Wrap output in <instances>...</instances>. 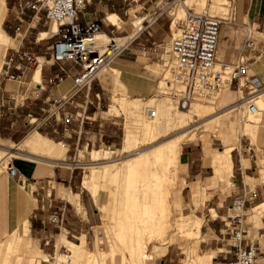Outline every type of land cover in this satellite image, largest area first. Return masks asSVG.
<instances>
[{"label":"crops","instance_id":"1","mask_svg":"<svg viewBox=\"0 0 264 264\" xmlns=\"http://www.w3.org/2000/svg\"><path fill=\"white\" fill-rule=\"evenodd\" d=\"M142 1L144 10L139 14L144 12L150 18L138 17V15L133 18H142L143 22L145 20L142 25L146 27L148 33L139 34L138 32L135 35L132 33L130 23L132 17L127 18L124 14V0H90L85 9L80 12L79 21L82 24L100 22L101 34L107 37L127 36V39L135 37L134 43L142 40L143 36L146 38L143 41L147 44L168 37L173 31V24L178 12L177 7L176 10H173L174 6H177L176 2L172 3L170 0ZM18 3V0H5V10L4 12L0 10V27L13 40V45L0 44V68L3 60L14 53V49L33 52L37 57V63L23 83L6 80L0 76V137L9 145L10 143L16 144L15 140L22 143L32 134L40 133L44 143L48 144L49 148L44 150L43 147H39L34 151L38 155H42L40 160H29L25 157L11 160L9 167L16 169V174H12L9 167L0 173V243L9 238L14 231L22 230L25 234L28 229L26 234L31 245L32 255L36 256L45 250L49 251L48 254H50L54 240L60 236H65L66 241L71 244L80 243L82 238H85L87 243L98 213V210L92 208L95 198L87 189L91 198L83 190L80 193H74L58 187V191L55 193L53 192L54 188H50L48 183L51 182V179H55L58 184L69 183V188H72L71 183L74 181L75 169L77 168L76 165L71 167L72 164L67 163V153L72 147L85 153L97 146L117 143L115 141L118 140L119 135L115 132L116 128L110 123L106 124L102 116L105 90L112 87V97L141 100L143 98H131V95L151 96L156 90L158 78L147 69L146 57L140 51L133 49L134 43L132 42L131 46L110 62L109 66L113 65L112 67L107 66L104 72L99 73L97 80H100L103 86L102 90L94 87L96 80L91 90L83 89L73 97V104L79 106L83 105L87 99L92 101V104L85 107L84 118L74 120L69 124L59 123L54 126L46 124L35 129L28 124V113H33L35 117L41 118L43 116L42 109L48 107V102L52 97L61 98L71 95L75 90L73 77L80 72V67L71 62L65 63V68L70 76L57 85L49 83V79L60 72V64H54L51 60V48L55 38L48 39V36L45 39L40 38L41 33L47 32V27L43 22L37 27L30 25L34 15L33 10H27L23 18L24 22L20 23L16 16ZM177 4L183 5L187 10L190 8L184 2ZM195 4L203 6L202 11L204 10V12L210 11L212 8H217V11L222 8L229 10L227 15L217 14V16L226 19L220 31L217 51L219 61L233 62L241 55L246 27L250 28L256 35L258 49L264 51V0H198ZM191 9L194 10V8ZM110 15L118 16L119 26L108 20ZM40 16L42 20L45 19L44 12ZM19 25L20 30H17ZM150 37L154 40H151ZM39 66H41V81L35 82L34 75ZM12 71L16 72L14 69ZM250 75L257 76L264 86V62L260 60L252 62ZM239 90L241 89L230 88L232 100L239 97ZM241 91L248 92L247 89ZM262 94L264 95V93ZM21 99L24 100V106L16 107L17 102ZM262 100L264 103V96ZM68 110L73 113L82 112V108H75L72 105H68ZM107 114L110 113L107 112ZM233 114L235 111L224 118L222 136L219 137L223 142L222 148L232 144L236 147L238 145L237 123L231 119ZM1 132H4L6 137H2ZM249 137L253 141H257L259 128L255 136L249 135ZM259 142L261 152L257 153L252 148L254 150L252 153L243 152L244 155L240 156L238 165H235L233 160V174L231 176L234 189L230 196L245 191L248 201L255 206L264 203V172L261 173L262 169L264 171V137H260ZM61 143L64 145V149L61 148ZM123 147L124 142L121 148L111 150L114 152L121 151ZM195 151V148L186 146L182 148L181 154L190 175H194L195 179L192 184L201 181L199 183L204 186L206 180L212 177V175H207L211 166H206L204 160L200 159V166L195 167ZM22 153L29 155L26 151ZM225 201H218L217 207L214 208L217 213L224 206ZM95 202L98 204L97 201ZM255 206H252L251 209ZM229 209L234 211L232 204L229 205ZM53 213H57L61 217V224H53L49 221V217ZM25 221L28 222L27 227ZM213 221L215 230H219L223 236L218 234V241L225 242L226 240V243H222L220 246V242H216L217 248L220 250L218 255L214 249L206 252H215L219 263L226 264L233 258V247L228 237V230L226 224H222L216 219ZM260 222L259 224L254 221L257 225H253L254 223L251 225L253 233L255 232L254 227H257L258 237L253 238L260 245L261 254L258 261L260 264H264V213L260 215ZM222 231L225 233L222 234ZM71 238L77 239L78 242L69 240ZM224 249L225 251H223ZM154 260L155 258L147 262ZM147 262L146 264H148Z\"/></svg>","mask_w":264,"mask_h":264},{"label":"bare ground","instance_id":"2","mask_svg":"<svg viewBox=\"0 0 264 264\" xmlns=\"http://www.w3.org/2000/svg\"><path fill=\"white\" fill-rule=\"evenodd\" d=\"M197 2L198 0H186L185 4L186 6H192ZM0 10L4 12L5 0H0ZM186 10L183 5L179 7L173 24L175 32H178L176 20L179 21L180 17L186 14ZM108 20L112 24L120 25L117 15H110ZM142 23V18L133 19L132 33L134 35L143 29ZM57 29V24L52 22L50 32H56ZM48 35V32H43L40 38L45 39ZM98 38L101 41L108 39L104 34H99ZM11 42L13 40L0 27V44L8 46ZM106 67L101 72H104ZM165 75L168 76V74ZM34 81H41V66L35 71ZM162 83L163 81H161V85ZM230 88L228 85L225 86L210 101L216 103L217 106L231 104L220 112L215 110L217 107L212 105L192 104L188 112L173 113L172 108L174 105L166 102L168 98L165 102L157 104L155 109L151 108L149 104L154 103L156 98H151L148 100V106L145 107V115H142V101L140 99L112 97L113 104L109 113L118 116L126 114L127 117L132 118L133 125L127 124L125 127L124 147L121 150L128 155L115 159L113 157L114 151L104 148L93 150L92 159L97 163L87 165L89 171L82 180L83 188L90 191L99 204H101V185L102 183L107 184L108 200L103 205L104 209L102 208V210H104L103 215L107 218V234L109 233V237L107 236V239L101 241L100 239H103L104 235L98 233V240L95 243L96 248L90 250L87 247L85 238H82L80 243L71 244L66 241L65 236H60L59 243L57 242L55 246L57 256L54 257L55 261L50 262L48 256L43 253L25 258L24 250L20 245L24 244L28 229L25 234L22 230H17L0 243V264H32L35 261H38L37 264H44L45 262H49L48 264H116L114 256L117 251L121 253L120 264H146L148 260H152L157 256L160 257L159 254H164V250L168 247L166 241L168 239L167 233L170 230L183 233L191 240L201 236L203 219L193 215H185L181 212V197L179 194L185 180L184 177H181L182 175L177 174L176 166L180 164L183 145L197 139L196 128L192 129V124L196 121V118L203 122L202 126L205 129H216L219 138L222 136L224 118L247 105L249 110L247 123L241 126L240 130L247 135H256L260 124L259 117H262L261 114L264 109L262 100L264 95L257 94L253 96L252 100L258 107V112L253 113L249 109L248 99L243 96V92L239 90L238 98L239 101H242L236 103V100L234 101L230 97ZM151 110H155V117L150 116ZM173 131H178V133L172 134L173 136L167 139H162V134L167 136ZM43 140L42 134L34 133L22 143L13 145L16 151L7 152L6 149L1 147L4 146V141L0 137V172L2 170L1 162H6L7 156L15 159L25 157L29 160H40L42 155H38L33 150L39 147L47 150L49 145L45 144ZM208 144V140L203 143L205 162L211 166L214 174L206 180L204 186L199 183L200 181L190 186L195 207L209 200L216 188L220 189L225 197V192L233 185L231 180L233 174L232 151L236 146L232 144L221 149H210ZM60 146L63 149L65 148L62 143ZM23 151H26L29 155L23 154ZM100 161L104 163L98 164ZM263 172L262 169L261 173ZM110 193L114 194L112 198ZM64 197H66V194H64ZM173 206H175V209ZM173 209L174 211L178 210L179 215L177 217L174 215ZM251 211L252 218L260 224L262 222H260V215L264 213V203L253 207ZM211 212L212 217H216V211L211 209ZM25 224L27 227L28 222L25 221ZM170 240H173V238ZM153 241L157 243L154 245V250L149 252L148 245ZM197 241L200 242L198 239ZM199 244L195 242L187 247L185 264H216L213 262L216 253H200ZM61 249L64 250V253H61ZM161 249H164L162 254L160 253ZM12 252L16 253L14 259L10 255ZM108 258H111L110 262H108Z\"/></svg>","mask_w":264,"mask_h":264},{"label":"built area","instance_id":"3","mask_svg":"<svg viewBox=\"0 0 264 264\" xmlns=\"http://www.w3.org/2000/svg\"><path fill=\"white\" fill-rule=\"evenodd\" d=\"M18 1L16 16L20 23L24 22L23 18L27 10H33L34 15L30 25L37 27L43 22L49 33L47 38H55L51 48V60L54 64H60V72L50 78L49 83L57 85L70 76L65 63L71 62L80 67V72L73 77L74 92L61 98L52 97L48 107L42 109L41 118L28 113V124L39 129L46 124L52 126L59 123L69 124L84 118L85 107L92 104V101L87 99L79 106L73 104V97L83 89L91 90L101 70L126 50L135 37L127 39V36H108L106 41H101L98 38L102 33L100 22L82 24L79 21L80 12L90 0ZM171 2L185 3V0H171ZM124 4V14L128 18L136 17L144 9L142 0H124ZM42 12L45 13L44 20L40 16ZM225 20L224 17L209 12L198 13L188 8L185 18L177 22V34L172 36L169 47L165 49V53L171 56L172 63L165 62L163 58L164 51L161 48L163 44L157 45L154 50H149L160 58L163 66L169 67L170 76L160 85V92L174 97L178 108L188 109L196 102L211 101L228 85L241 90L247 89L249 109L253 113L258 112V107L252 99L254 95L264 93V86L257 76L250 75V65L257 60L264 62V51L258 49L256 35L246 27L241 55L233 62L219 61L218 43ZM52 22L58 26L56 32H50ZM17 30H20V25ZM36 63L37 57L33 52L14 49V53L3 60L0 76L6 80L23 83ZM13 97L15 98V95ZM68 105L82 108V112L73 113L68 110ZM20 106H24L23 99L16 104V107ZM150 116H156L155 110H151ZM10 172L16 174L17 170L10 167ZM251 205L245 191L235 194L232 209L239 213L229 216V221L226 223L233 247V258L226 264H258L261 254L260 245L256 239L249 236L245 224L247 211ZM49 221L59 225L61 217L53 213Z\"/></svg>","mask_w":264,"mask_h":264},{"label":"rangeland","instance_id":"4","mask_svg":"<svg viewBox=\"0 0 264 264\" xmlns=\"http://www.w3.org/2000/svg\"><path fill=\"white\" fill-rule=\"evenodd\" d=\"M177 3L178 2H176L177 6H174L173 10H176V7L179 9V7L182 6L181 4H177ZM187 7L194 8V10L196 12H198V13L204 12V10L202 11L203 6H201L200 4H193L192 6L188 5ZM216 9L217 8H212L210 11H207V12H210L213 15H217V14H219V15H227L229 13V10H226V9H223V8L220 11H217L218 9L217 10ZM144 16L147 17V18H150V17L146 16V14L144 12L142 14H138V17H144ZM185 16H186V14L184 16L180 17L181 18L180 20L184 19ZM130 18H131V16H130ZM133 19L134 18L132 17V19L130 20L131 26H132V20ZM176 22H178V20H176ZM132 29H133V27H132ZM141 33H148V31L146 30L145 26H143V30L139 34H141ZM176 33L177 32H175L173 30L172 32H170L168 37H166V38H164V39H162L160 41L153 42V43L149 42V44L144 43L143 40L146 39V38H144V36L142 37V40H140V41H136L135 43L132 41L134 43V44L132 43L133 44V46H132L133 49L137 50V51H140L142 53V55L146 57V59H147L146 60L147 69L151 73L156 75V77L158 78V84H157L156 90L154 91V94H152L151 96H146V97L143 96V97H141V96H132L131 95V98H143V99H141V101H142V104H141L142 115L143 114L145 115L146 111H144V110H145V107L148 106L147 104H149L148 103V99H150L152 97L156 98V101L154 103H152V104H149V105H151V108H154V109H155V106L157 104H161V103L165 102V100L167 98H168V100H166V102L175 106V107L173 106V108H172L173 109V113H181L182 114V113L188 112L190 110V108L192 107V105H191L188 109L178 108L177 107V102L174 99V97H171L170 95L162 94L160 92L161 91V87H160L161 81H164L165 78L170 76L169 67L163 66V63L160 61V58L158 56H156L155 54L151 53L152 51H149V50H154V48L156 47L155 45H158V44L162 43L163 46H161V48H163V51H164V57L163 58H164L165 62H170V64H171L172 63V58H171V56H169V53H165V49H167L169 47V43H170V41L172 39V36L175 35ZM150 38H151V40L152 39L154 40V38H152V37H150ZM9 45H13V42H11ZM112 66L113 65H111L109 67H112ZM165 74H168V76H166ZM99 78H100V76H99ZM94 87L95 88H99L100 90L103 89V86L100 83V80L99 81L97 80V82L94 85ZM231 89L238 90L237 87H235V86L231 87ZM120 93L121 92L119 91V94ZM112 96H113L112 87L109 88V89L107 88L105 90L104 97H103V106H102L103 113H102V116H103V120L106 121V124L110 123V124H112L111 126L116 128L115 132H117V135H119V138L117 137L118 140L115 141L117 143L110 144V145L106 144V145H102V146H99V147L97 146L96 148H93V149H91V150H89V151H87L85 153L81 152V151H77V150H75V148L72 147L70 149L69 153H67V163L72 164V165H70L71 167H73L74 165L77 166V168L75 169L74 181L71 183L72 188H69V183L58 184L55 179H51L50 180L51 182L48 183V184L50 185V188L51 187L54 188L53 192L57 193L58 187L65 188V189L70 190V191H72L74 193H80L83 190L85 193H88L90 198H91V194L86 189H84L82 187L81 183H82L83 176L86 173H88V171H89V168L87 167V165H89V163L90 164H94L96 162V161H94L92 159V155H93L92 151L93 150L94 151L95 150H100L102 148L107 149V150L121 148L122 147V143H123V136H124V133H125L126 125L127 124L133 125V122L131 120L132 118L130 116L127 117L126 114H120L119 116H113V115L107 114V112H109V110L111 108V105L113 104ZM243 96L247 97L248 96V92H243ZM233 100L234 101L236 100V103H239L240 101H242V100L239 101V98L237 99V97L234 98ZM237 100H238V102H237ZM194 105H202V106L212 105L213 107H217L215 110L220 112L223 109H225V107H228L231 104H227L228 106H226V105L217 106L216 103H212L210 101H204V102H196V103H194ZM157 114H158V112H157ZM248 114H249L248 106L244 105L241 109L236 110L235 114H233L232 117H231L232 120L236 121L237 127H238V133H237L238 134V139H239L237 141L238 145H237L236 149L232 152V157H233L235 165L239 164L240 156L242 154L244 155V153H243L244 151H246L247 153H252V152H254L253 149H255L256 152L259 153L262 150L260 142H259V139H260V137H264V111H262V114H261L262 117H259L260 126L258 125L259 138L256 139L257 141H253L249 137V135L244 134L240 130L241 126H243V125H245L247 123ZM125 116H126V118H125ZM240 119H241V121H240ZM239 122H241V123H239ZM202 123L203 122H201L200 120H198L196 118V121L192 124L193 125L192 129L196 128L197 139L195 141L186 142L183 145V147L189 146V147H193V148L196 149V151L194 153L195 158H196L195 163H194L195 167L196 166L197 167L200 166V164H201L200 163V159L204 160V164L206 166H209V165H207L205 163V150L203 148V143H204L205 140L209 141L208 145H209L210 149H217V148L221 149L223 147L222 140L217 137V131H215L216 129L207 130V129H205L202 126ZM194 125H196V126H194ZM258 128H257V130H258ZM176 133H178V131H173V132H171V134H169L167 136H163L165 134H162L161 137H163L162 139L164 140V139H167V138L173 136L172 134H176ZM213 134L216 135V136H214ZM23 135H26V134H23ZM44 135H46V134H44ZM1 136L2 137H6V134L4 132H1ZM48 137L52 138L51 136H48ZM3 143H4V146H1V147L6 149L7 152H13V151H16L13 145H16V144H18L20 142H18V140H15L16 144L10 143L9 145H7L5 142H3ZM144 147H147V146H144ZM33 151H35V150H33ZM126 155H128V154L125 153V152H122V151H115L113 153V157L115 159L116 158H123ZM14 159L15 158L7 156L6 157V162H3V161L1 162V166H2L1 172H3L4 170H7L9 165H10L11 160L13 161ZM100 163L103 164L104 162L103 161L98 162V164H100ZM192 170H194L193 167H192ZM176 171H177V174L178 175L179 174L182 175L181 177H184V180H185V184L182 186V190H181V192L179 194V196L181 197L180 198V203H181L180 209H181V212L183 214H185V215H190V216L193 215L195 217H200V218L203 219L204 222H203V225H202V234H201L202 237L199 236V237L193 238L191 240L183 233H180V232H177V231L173 232V230H170L167 233V237H168V239L166 241L167 242L166 245L168 246L167 249H166L167 251L164 250V249H161V252H160L162 254L165 251L164 252L165 255L164 254H162V255L159 254L160 257L157 256L158 258L156 257L154 261H150L148 264H162V263L163 264H169V263H171V264H185L184 260L187 257V247L191 246V244L193 245L195 242L200 243L199 244L200 253H205L207 250L214 249V250L217 251V255H218L220 250L217 248V243L216 242H220L219 244L221 246L222 243H226V240H225V242H222L221 240L218 241V238H219L218 234L221 235V232H219V230L218 231L215 230V227H214V224H213V222H214L213 219H216L220 223L222 222V224H226L229 221V218H228L229 216H234L235 214H237L239 212V211L238 212H234V211L229 209V205L233 203V199H234V196H235V195H233L232 197L230 196L232 190L234 189L233 185L230 186V188L225 192V197L223 196L222 192L219 189H216V190H213V192H212L213 195L209 199L210 201L207 200L204 203H200L197 207H195L193 205L191 189L189 188L192 185V183H194V179L195 178H194V175H192V174L190 175V173L188 171V168H187V166L185 164L184 157L182 156V154L180 156V164H178V166H176ZM207 175H213V169L211 167L209 168V172H208ZM113 196H114V194L110 193V197L112 198ZM100 200H101V204H99V203L97 204L95 202V200H94V204H93V207H92V208L98 210V213H97V216H96V221L92 225L93 227L90 230V234H89V237H88V240H87V247L90 250H95L94 249V248H96V244L95 243H97L96 240H98V235L99 234H103L104 235V238L100 239L101 241H103V240H105V239H107L109 237V233L107 234V232H108V229H107V218L103 215L104 214V210H102V208L104 209L103 205H105L107 203V200H108L107 184H105V183H102V185H101ZM219 200H221V201L226 200V201L224 202V206H222L220 208L219 212L218 213L216 212V214H217L216 217L212 218L211 209H214V208L217 207V203H218ZM172 205H173V203H172ZM252 206H255V205L254 204L251 205L250 209L247 211V221H246L245 224H246V226L248 228V232H249L248 234L253 238V237H258V232H257V227H254L255 232L254 233L252 232L253 230H252L251 223H254V221H255L252 218V215H251V207ZM174 207L175 206H173V208ZM174 209H173L174 215L177 217L179 215L178 214L179 212H178V210L174 211ZM253 225H256V223H254ZM223 233H225V231H222V234ZM228 237H229V235H228ZM59 238L60 237H57L54 240V242H53L54 246L52 247V251L50 250V254H48L49 251H46V250L43 251L42 250L43 253L48 256V258L50 259V262L55 261L54 257L57 256V248H55V245H57L56 244L57 242L59 243V241H58ZM171 238H173V240H170ZM197 239L200 240V242L197 241ZM69 240H72L74 242H78V240L75 239V238L74 239L71 238ZM156 243H157L156 241H153L151 244L148 245L149 252H152L154 250V245ZM20 246H21L22 250H24V257L25 258L31 257V255L33 253H32V249L30 247L31 245L29 244L28 236L25 238L24 244H21ZM261 248L263 249L262 245H261ZM41 249H43V248H41ZM162 250H164V251H162ZM223 251H225V249ZM62 252L64 253L63 249H61V253ZM10 255L12 256V259H14V256L16 255V253L12 252ZM120 255H121V253L119 251H117L115 253L114 258H115V263L116 264H120ZM217 255H216L215 259H213V262L217 263V264H220L219 263V259L217 258ZM110 261H111V258H108V262H110ZM37 263H38V261L37 262L35 261L32 264H37ZM48 263L49 262H45L44 264H48ZM258 264H260V262H258Z\"/></svg>","mask_w":264,"mask_h":264}]
</instances>
